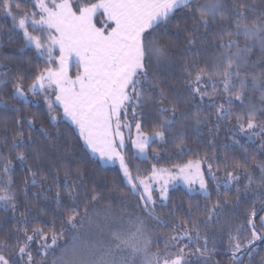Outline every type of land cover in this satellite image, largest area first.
Here are the masks:
<instances>
[{"label":"trees","instance_id":"trees-1","mask_svg":"<svg viewBox=\"0 0 264 264\" xmlns=\"http://www.w3.org/2000/svg\"><path fill=\"white\" fill-rule=\"evenodd\" d=\"M198 2L204 4L207 0ZM227 2L231 3L232 0ZM247 2L257 9L255 15L250 14L251 21L264 10V0ZM13 11H32L31 4L28 0H21V8H13ZM188 12L187 8L178 10L166 31L163 27L156 31L150 30L149 39L155 40L163 49L164 55L159 59L150 55L146 59L148 79L143 81V89L147 91H143L144 106L136 110L139 115L135 120L142 123L141 130L145 134L151 136L155 131H164L165 138L150 145L149 158L146 160L135 158L127 147L126 160L133 175H136L137 167L146 175L152 165L170 168L174 164H183L188 160L206 156L208 163H212L215 174L226 177V172L232 171L238 179L231 181L227 189H217L216 185L206 179L209 198L198 193H189L182 187L170 189L167 206H163L164 203L154 206V215L160 217L161 222L153 219L139 206L138 196L130 193L116 167L102 166L90 157L75 130L60 119L56 107L51 113L57 116L53 124L49 119L48 108L43 103L34 105L14 96V85L19 83L25 90L32 84L36 73L46 66L45 59L39 58L35 49L25 46L26 42L21 33L12 29L11 19L0 13V187L7 184L2 165L5 163L4 158H8L12 161L9 172L12 179L10 187L16 193L14 210L10 206L5 208L0 203V240H7L12 245L17 243L19 237L22 244L26 226L28 234L31 235L32 227L50 225L53 221L59 231L72 207L78 204L76 228L65 226L66 230L51 251H39V245L43 242L39 237L31 242L29 251L35 264H81V261L99 259L107 251L106 246L114 231L122 232L126 238L133 237L140 220L146 225L145 234L155 236L152 244L158 249L164 247V242L170 235H183L184 228L174 226L184 224V227L191 230L193 225L184 222L196 220L200 235L209 237L208 248H216V251L208 253V264L213 261L215 264H232L231 252L228 251V232L244 221L247 212L253 207L259 209L264 202V182L261 181L264 173L257 167L258 163H264V135L253 137L252 140L237 135L238 124L243 122V118L238 122L235 117L240 113L246 114L248 106L254 105L257 110L256 121L264 120V100L261 99L260 91L249 87L243 92V103L232 95L233 104L229 106V95L221 90L222 83L219 78L216 83L217 94L211 95L213 88L207 77V88L203 84L201 87L210 95L205 96L203 101L199 96L195 99L189 98V89L185 84V66L196 71L198 68H191L194 62L200 67L208 65L212 70L214 60L225 51L219 47V36L224 35L225 41L228 37L213 26L207 30L205 43L203 41L206 32L201 26L197 34L200 38L196 39L194 47H190L187 38L192 33L194 22L190 13L185 15ZM236 39L243 48L244 38L241 36ZM230 51L235 52L236 48L233 47ZM262 55L264 54L258 46L254 48L248 55L249 66L241 69V75L252 72L259 74L260 68L264 67ZM256 61L260 63L253 68L252 64ZM248 83L251 85L250 77ZM161 91L167 98L163 105L160 103ZM35 96L39 97L37 94ZM173 102L177 104L175 122L171 127L161 129L155 123L161 118L157 109L161 106L171 108ZM210 104L213 106L209 107ZM220 104H224L231 113L223 119H218L216 115V107ZM193 105L200 106L202 123L199 125L190 119L191 114L198 110ZM29 121L34 128L29 127ZM132 126L135 127V123ZM41 127L45 129L47 136L40 133ZM232 129H235V133ZM18 132L23 133L27 147L13 149L11 145ZM177 145H182L185 151L181 152ZM21 151L25 154L23 161L17 158ZM156 156L158 159L154 158ZM233 162H238L240 166L234 168ZM249 175L252 177L251 183ZM33 179L35 184L32 183ZM57 193L60 204L56 202ZM70 193L76 199L70 200ZM96 193L99 198L93 201L91 197ZM226 199L227 204L224 203ZM217 201L221 207L209 220L206 209L211 208ZM85 208L88 209L86 218ZM263 214L264 212L259 213ZM190 234L195 236L194 231H190ZM138 237L136 235L135 239ZM186 244L188 246L184 247ZM202 246L203 240L189 243L187 239H182L175 245L184 247L186 253H196V248ZM255 247L257 251L253 253L251 260L247 255L243 257L241 254L243 264H260V260L264 258V242L257 241ZM126 252H130V249L123 253ZM21 264H24L23 261ZM202 264H205V260Z\"/></svg>","mask_w":264,"mask_h":264},{"label":"snow or ice","instance_id":"snow-or-ice-1","mask_svg":"<svg viewBox=\"0 0 264 264\" xmlns=\"http://www.w3.org/2000/svg\"><path fill=\"white\" fill-rule=\"evenodd\" d=\"M28 3L31 4L32 11L14 12L13 8L17 10L21 8V0H0V13L5 18L11 19L14 31L22 33L26 47H34L39 58L46 57V66L36 73L28 91L33 94H44L50 122L54 124L57 120V116L51 115L54 108L61 107L63 117L75 126L83 144L94 157L98 158V162L102 165L118 162L130 193L138 196L141 202L139 206L158 222H161L160 217L154 215L157 201L153 198V193L156 191L159 192V199L164 202L165 207L169 200L170 186L180 183L187 186L189 193L198 191L205 198H209L210 192L203 165L207 163V172L213 180H216L217 176L206 156L188 160L183 164H174L170 168L152 165L146 175L141 173L139 167L136 168V175H133L126 160L124 149L127 145L122 129H131V123L127 119L129 108L133 117L132 123H135L136 127V139L131 142L132 147L136 149L133 156L138 155L146 160L148 148L155 139L165 138L164 131H155L151 136L145 134L141 130L142 123L135 120L139 115L136 110L144 106L143 91H147L143 89V81L148 79L146 59L150 55H155L158 59L164 55L163 49L155 40L149 39L151 35L149 30L156 31L163 27L166 31L176 12L187 8L189 12L185 15L190 13L194 22L192 33L187 38L190 47H194L196 39L200 38L197 34L201 26L206 32L203 41L205 43L207 30L213 26L224 32L228 39L225 41L224 35H220L219 47L225 51L214 60L212 70L208 65L200 67L194 62L191 68H198L196 71L185 66L184 71L187 72L185 84L189 89V98L195 99L199 96L203 101L205 96L210 95L201 87L203 84L204 88H207L205 77L212 84L211 95L217 94L216 83L219 78L222 83L221 90L229 95L227 103L231 106L233 104L231 96L235 95L236 100L243 103V92L249 87L260 91L261 99L264 100V67L260 68L259 74L252 72L241 75V69L249 66L248 55L254 48L258 46L264 54V10L249 21L250 14L255 15L257 9L247 0H232L231 3L227 0H207L204 4H200L198 0H28ZM213 35L216 33L213 32ZM241 36L245 41L243 48L236 39ZM233 47L236 48L235 52L230 51ZM261 59L264 60V55ZM73 63L76 66L74 76L71 74ZM259 63L260 61L254 62L252 67L255 68ZM249 77L251 85L248 83ZM14 95L27 102V97L24 96L19 83L14 85ZM159 95L160 103L163 105L167 98L163 91ZM193 106L198 110L191 114L190 119L199 125L202 123L200 106ZM248 109L246 114L240 113L235 117L238 122L243 118V122L238 124L239 132L249 139L264 135V120L256 121L257 110L254 105H249ZM157 111L161 118L155 123L161 129L169 128L174 124L176 102H173L171 108L161 106ZM230 114V109H226L224 104L216 107L218 119ZM182 115L187 114L182 113ZM28 123L30 128H34L31 121ZM39 131L47 136L43 127ZM232 131L235 133V129ZM30 140L31 136H29ZM11 147L13 149L27 147L22 132H18L14 137ZM177 148L181 152L185 151L182 145H177ZM17 158L20 161L25 160L24 152H18ZM154 158L158 159V156ZM4 159L5 163L2 167L7 184L0 187V192L3 193L0 195V203L5 208L10 206L14 210L16 193L11 191L12 179L9 176L12 161L8 158ZM239 166L238 162H233L234 168ZM257 167L264 173V163H258ZM236 179L238 177L232 171L226 172L223 187L227 189L229 183ZM248 179L251 183V175ZM261 181L264 182V174L261 176ZM32 183H36L35 179ZM197 184L198 189L193 187ZM216 187L219 189L220 185L217 184ZM68 198L76 199L71 193ZM98 198V193L91 197L93 201ZM56 202L61 203L59 193ZM224 203L227 204L228 200L226 199ZM78 207V204L72 207L59 231L56 230L53 221L50 225L32 227L31 235L28 234L26 226L22 244L19 242V237L17 243L12 245L7 240H0V264H21L22 261L24 264H35L29 251L31 242L39 237L45 242L43 248L49 247L47 243L49 240L52 246H57L58 239L66 230L65 226L76 228ZM220 207L221 204L217 201L211 208L206 209L209 220L217 214ZM87 212L88 209L85 208V218ZM260 212H264V202L259 209L253 207L245 214L244 221L228 232V251L231 252L232 264H243L241 254L247 255L251 260L253 253L257 251L255 247L257 241L264 242V215H259ZM184 223H191L193 228L189 230L184 224L174 226V228H184L183 235H170L165 240L163 249L152 252L151 237H146L142 243L135 240L136 235L144 236L146 232V225L140 220L133 237L126 238L122 232L114 231L112 239L106 246L107 251L101 258L81 261V264H136L137 260L139 264H191L188 257L195 254H198L197 259L203 258L205 264H208V253L216 251V248H208L209 237L200 235L196 220ZM190 231H194L195 236H192ZM182 239H187L189 243L203 240V246L197 247L196 253H186L184 247H187V244L184 247H175ZM174 247L175 251H172ZM128 249H130L129 255L116 259V251L123 253ZM212 264L215 262L213 261ZM260 264H264V258L260 260Z\"/></svg>","mask_w":264,"mask_h":264},{"label":"rangeland","instance_id":"rangeland-1","mask_svg":"<svg viewBox=\"0 0 264 264\" xmlns=\"http://www.w3.org/2000/svg\"><path fill=\"white\" fill-rule=\"evenodd\" d=\"M37 18H38V17H37ZM149 31H150V30H149ZM21 35H22V33H21ZM22 37H23V35H22ZM31 48L35 49L34 47H31ZM35 51H36V50H35ZM45 59H46V57H45ZM75 72H76V66H75V63H73V65H72V70H71V74L74 76V75H75ZM28 88H29V86H28L25 90L22 89L23 92H24V96L27 97V102H31V103H33L34 105H37L38 103H43V104L45 105V107L48 108L47 102H46L45 99H44V94H43V93H36L37 95H39V97H37V96H35L36 94H33L32 92L28 91ZM14 96H15V95H14ZM15 97L18 98V99H20V100H22V101H25V100H24L23 98H21V97H18V96H15ZM53 99H54V97H53ZM56 108L59 110L60 119L63 120V121H65L66 123H68V124H69V125L75 130V132H76V133L78 134V136H79L78 130L75 129V126L72 125L71 122H70L69 120H67L66 118L63 117V109H62L61 107H56ZM121 118H122V120L124 119L123 115H122ZM127 119H128V122L131 123V129L124 128V129H122V131H123L124 136H125V143H126L127 147L130 149V151H131V153H132V155H133V153L136 152V149H134V148L132 147V143H131V142H132V140L136 139V127H133V126H132V125H133V123H132L133 117H132V114H131V108H129V112H128V117H127ZM257 130H258V129H257ZM236 134H237V135H241V136H243L246 140H252L253 137H256V136H253V137H251V139H249V138H248L247 136H245L243 133H240L239 130L236 131ZM80 140H81V143H82L83 147L85 148V150H86V151L88 152V154L90 155V157H91L92 159L98 161V158H97V157H94V156L91 154L90 150H89V149L83 144V140H82L81 138H80ZM156 140H159V138H156L155 141H156ZM127 147H126V148H127ZM126 148L124 149V154H125V150H126ZM134 157L137 158V159H139V160H145V159H143L142 157H140V156H138V155H137V156H134ZM148 158H149V155H148ZM148 158H147V159H148ZM99 163H100V162H99ZM100 164H101V163H100ZM101 165H102V164H101ZM102 166H106V167H116V168L119 170V172H120V174H121V176H122V179H123L124 183L126 184V182H125V180H124V178H123V174H122V172H121L120 169H119V164H118V162H117L116 164H112L111 162H109V163H107V164H103ZM203 171H204L205 176H206L205 179L210 180V181H211L214 185H216V186H217V184H219L220 187H223L224 180H225L226 177H223V176L221 177V176H219V175L216 174L217 179H216V180H213V179L211 178V176H210V175L208 174V172H207V163H205V164L203 165ZM229 184H230V183H229ZM157 187H158V186H157ZM175 187H182L183 189H185L186 191H188L187 186L184 185V184H182V183L177 184V185L170 186L169 190H170V189H173V188H175ZM193 187H195V188L198 189V184H197V185H194ZM188 192H189V191H188ZM192 193H198V194H200L198 191H196V192H192ZM153 198L157 201V203L155 204V206L164 203L163 201H160V199H159V192H158V191H156V192L153 193ZM140 203H141V202H140ZM263 215H264V214H263ZM148 229L151 230L150 228H148ZM146 237H151V236L145 234L144 236H139V237L136 238L135 240H137V241H139V242L142 243ZM151 241H152V243H153V241H155V236H152V237H151ZM44 243H45V242L43 241V242L39 245V246H40L39 251H40L41 253H46V252H49V251H51V250L53 249L54 246L51 245V240H49V241L47 242L48 245H49V247H48L47 249H45V248L42 247V245H43ZM152 243H151V245H150V251L155 252V251L158 250V248H156L155 246H153ZM160 249H163V247L160 248ZM171 250H172V251H175V248H172ZM126 251H128V250H126ZM129 253H130V252L123 253V256H127V255H129ZM115 255H116V259H119L120 256H122L121 253H120L119 251H116ZM197 256H198V254L191 255V256L188 257V259H189V261L191 262V264H202V261H203L204 259H203V258L197 259ZM25 259H26V257H25ZM23 263H24V262H23ZM136 264H139V260H137Z\"/></svg>","mask_w":264,"mask_h":264},{"label":"water","instance_id":"water-1","mask_svg":"<svg viewBox=\"0 0 264 264\" xmlns=\"http://www.w3.org/2000/svg\"><path fill=\"white\" fill-rule=\"evenodd\" d=\"M243 257H244V255H243ZM243 257H242V259H243Z\"/></svg>","mask_w":264,"mask_h":264}]
</instances>
